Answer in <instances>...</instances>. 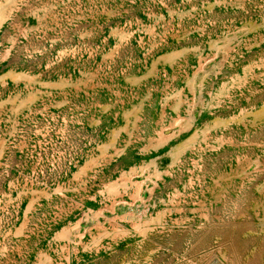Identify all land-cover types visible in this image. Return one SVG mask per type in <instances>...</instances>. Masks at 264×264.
Segmentation results:
<instances>
[{"label":"rangeland","instance_id":"1","mask_svg":"<svg viewBox=\"0 0 264 264\" xmlns=\"http://www.w3.org/2000/svg\"><path fill=\"white\" fill-rule=\"evenodd\" d=\"M0 264H264V0H0Z\"/></svg>","mask_w":264,"mask_h":264}]
</instances>
